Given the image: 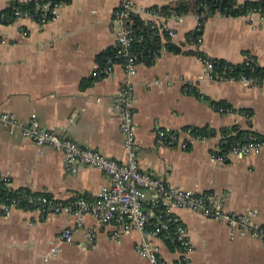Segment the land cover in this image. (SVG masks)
<instances>
[{
	"label": "crops",
	"instance_id": "1",
	"mask_svg": "<svg viewBox=\"0 0 264 264\" xmlns=\"http://www.w3.org/2000/svg\"><path fill=\"white\" fill-rule=\"evenodd\" d=\"M10 1L0 0V14ZM133 1L137 10L143 9L138 16L148 22L153 17L143 12L160 10L170 0ZM61 3L57 18L44 25L27 18L0 21V38L5 40L0 42V110L21 118L35 112L46 129L125 162L120 116L113 110L123 67L115 64L101 78L91 75L98 55L113 49L111 15L118 0ZM152 20L150 26L158 29L162 42L149 64L138 61L133 78L139 168L184 189L228 192L227 210L256 209L253 219L264 224V151L232 155L222 162L211 159L222 128L237 126L264 136V88L211 79L203 73L202 59L189 51L200 50L233 63L251 55L264 65V18L213 14L204 22L197 49L186 41L187 32L197 27L196 15L171 14ZM21 29L27 32L22 34ZM167 41L181 50H167ZM214 102H222L227 110L218 111ZM186 127L205 128L209 133L187 148L155 142L158 128ZM0 173L8 175L13 188L25 187L58 199L77 195L90 199L111 182L107 172L85 164L66 171L58 150L36 147L2 123ZM175 213L193 247L187 264H264L263 241L250 235L230 239L224 223L187 208ZM74 222L68 212L41 216L34 209L19 207L8 216L0 213V264H145L134 250L139 232L114 235L110 225H98L89 213L83 215V225L94 228V239L76 229L72 242H61L57 254L44 261L43 255ZM154 240L161 257L174 263L177 256L166 240Z\"/></svg>",
	"mask_w": 264,
	"mask_h": 264
},
{
	"label": "built area",
	"instance_id": "2",
	"mask_svg": "<svg viewBox=\"0 0 264 264\" xmlns=\"http://www.w3.org/2000/svg\"><path fill=\"white\" fill-rule=\"evenodd\" d=\"M61 2L44 0L40 5V13L35 16L27 10L14 9L17 19L27 18L44 25L57 18ZM143 9L137 10L133 0H118L111 15L112 28L115 33L113 52L104 62L95 61L92 64L91 75L101 78L109 75L115 64L123 67L124 75L113 99V110L120 116L118 129L123 136V148L126 161L118 162L109 158L92 147L78 144L76 141L61 136L41 126L35 112L21 118L15 113L0 110V123L5 125L10 133L18 132L36 147L49 145L58 150L63 157L66 171H74L77 165L85 164L96 167L110 175L111 182L104 186L94 197L88 199L82 195L68 199H58L47 193H36L31 189L13 188L7 174L0 173L6 187L15 190V195L0 199V213L8 216L15 208L25 207L36 210L41 216L49 213L68 212L74 216L73 227L63 230L53 244L43 255L48 261L57 254L61 242H72L73 232L82 228L84 236L93 240V227L83 225V215L89 213L98 225H110L114 235L127 234L132 231L140 233L134 243L135 252L145 261V264H175L159 254L156 238L166 239L172 234L174 253L178 264H187L193 250L191 240L185 226L175 213V209L187 208L205 217L222 222L228 229L230 239L237 236L250 235L252 238L264 242V224L253 219L257 210L247 209L245 212L229 211L225 208L228 192L217 193L214 190L184 189L160 180L139 168L136 158L134 112V83L137 72L138 55L132 44L135 38L133 25L135 17ZM155 19L164 17L158 10L150 8L145 12ZM255 14L264 18V13L248 11L244 16L251 20ZM152 18V19H153ZM148 19L150 25L154 20ZM197 27L200 21L197 17ZM27 31L21 29V33ZM0 38V42H4ZM201 42V34L188 41L195 49ZM204 64V75L214 80L239 81L247 85L264 88V73L259 76L241 74L234 76L214 69L210 57L201 58ZM248 67L253 68L255 59L248 55L244 59ZM189 86V85H188ZM218 111L227 110L215 107ZM207 136L192 127L183 130L158 128L155 131V142L158 145L187 148L197 140H205ZM223 135L214 148L211 159L222 162L232 155H246L264 151V136L246 131L240 139L224 147Z\"/></svg>",
	"mask_w": 264,
	"mask_h": 264
},
{
	"label": "trees",
	"instance_id": "3",
	"mask_svg": "<svg viewBox=\"0 0 264 264\" xmlns=\"http://www.w3.org/2000/svg\"><path fill=\"white\" fill-rule=\"evenodd\" d=\"M52 2H68L70 0H51ZM44 0H13L8 3V5L1 11L0 21L3 23H8L12 21L14 16V9L18 8L21 10H27L38 16L40 13V5ZM159 12L163 15H185L194 14L198 17L200 25L193 30H190L186 34V41H190L192 38H196L197 35L202 33L203 25L205 20L212 16L213 14H220L223 16H241L245 15L248 11L258 10L264 13V0H244L239 2L238 0H170L166 4L161 5ZM135 38L132 44L134 52L138 55V60L143 61L146 64L150 63L151 58H154L157 50L161 45V36L159 35L158 29L151 27L150 23L144 21L139 16L135 17V23L133 25ZM167 50H173L179 52L181 47L174 44L172 41L165 42ZM194 52L200 58L207 57L200 50H189ZM113 49H107L98 55L97 60L104 62L108 55H111ZM255 59V57H253ZM214 69L218 71H223L225 74H232L234 76H239L241 74H246L250 76H259L264 73V65H259L255 59L253 68L248 67L246 61L243 60L238 63H233L227 61L223 58L210 57ZM198 95V93L196 92ZM214 107H226L222 102H214ZM193 129L201 132L203 134H208L209 131L205 128H200V130L192 127ZM247 130L238 128L237 126H230L227 128H222L220 133L223 135L224 147H227L233 141L240 139ZM208 132V133H207ZM211 133V132H210ZM15 195V190L6 187L4 180L0 177V199ZM172 234L166 238V243L170 245L172 250H174V243L172 240ZM175 264H178L175 260Z\"/></svg>",
	"mask_w": 264,
	"mask_h": 264
}]
</instances>
